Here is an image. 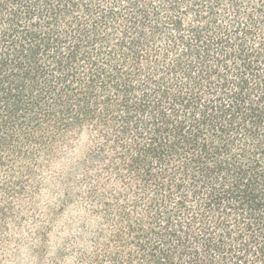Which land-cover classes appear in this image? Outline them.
<instances>
[{
    "label": "trees",
    "instance_id": "16d2710c",
    "mask_svg": "<svg viewBox=\"0 0 264 264\" xmlns=\"http://www.w3.org/2000/svg\"><path fill=\"white\" fill-rule=\"evenodd\" d=\"M0 264H264V0H0Z\"/></svg>",
    "mask_w": 264,
    "mask_h": 264
}]
</instances>
